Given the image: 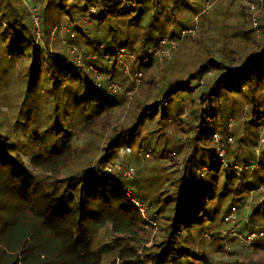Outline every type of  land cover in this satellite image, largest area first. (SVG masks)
Here are the masks:
<instances>
[{
	"label": "trees",
	"instance_id": "trees-1",
	"mask_svg": "<svg viewBox=\"0 0 264 264\" xmlns=\"http://www.w3.org/2000/svg\"><path fill=\"white\" fill-rule=\"evenodd\" d=\"M134 1V6L127 7L114 0H0V33L6 40L13 36L15 42H24L22 45L32 62L30 67L26 65V72L30 68L38 77L36 83L30 80L27 87L13 94L14 97L10 94L6 97L17 99L16 106L21 102L25 104L29 101L30 91L40 87V92L34 93L40 97L44 95L48 102L54 98L55 104L61 101L65 105L61 109L55 108L67 120L58 126L74 131V121L81 124L80 130L90 135L98 130L106 132L113 116L130 97L123 94L121 99H114L105 87L94 91L95 75L90 77L83 64L78 63L77 56L70 52L69 45L74 43L86 56L102 53L99 50L101 44L115 49L125 47L131 54L129 57L145 59L158 49L162 38L183 41L189 34L185 32L183 38L182 35L178 38V35L164 34L154 44L155 32L173 27L182 33L198 28L195 26L198 24L195 20H198L202 28L198 36L189 41L185 58L176 53L163 65L150 59L146 65L149 71H143L144 64L132 59V71H142L145 75L141 98H135L131 105L130 124L107 138L106 144L109 154L121 147L126 135L138 133L146 123L155 125V131H161L167 113L177 112V117L171 120L177 122L171 127L173 129H163L168 142L174 138L173 149L182 154L180 162L175 159L177 157L170 158L174 160L169 165L172 168H168L179 174L177 183L168 187L172 199L158 212L162 215L166 246L163 252L149 257L155 254L154 264L190 262L195 235H203L206 226L212 222L216 210L213 205L215 193L233 183L232 173L240 161L243 164L250 161L249 151L228 149V143L235 142V137L241 144L249 141L245 139L247 124L237 126L231 132L233 126L229 123L231 118L243 115L248 106L250 123L257 131L260 127L257 117L264 99V14L255 30L247 29L244 24L239 26L240 22L225 25V30L234 28V31L222 41L220 50L213 48L212 41L216 40L214 37L209 39L208 34L219 23V8L213 14L215 18L199 12L210 1L203 0L200 7L201 0H173L171 6L166 4L170 0H165L159 11L156 0ZM29 3L33 4L30 9ZM33 8L37 9L40 19L39 33L32 20ZM60 24L67 26L70 33L55 31ZM240 47L245 48V56L238 66H234L233 57ZM12 48L9 49L24 53L15 43ZM196 59L200 64L194 67ZM119 68L116 62L107 63L101 72L110 82L124 76L119 75ZM228 81L231 84L226 90L231 95L224 101L219 92ZM234 81L239 86H233ZM3 90L7 93L9 89ZM174 100L183 101L181 108L177 109V103L171 102ZM66 106L71 108L66 110ZM22 107L36 109L33 104ZM38 107L40 109L32 117L35 124L37 119L41 120V114L50 112L52 103L50 107L42 108L39 102ZM80 110L83 111L80 113ZM49 118H45L46 127L55 125ZM208 126H212L210 134L206 133ZM171 132L174 135H170ZM218 134L225 135V139ZM55 135L46 143H35L37 155L28 166L20 155L11 153L8 138L0 134V264H144L137 255L140 245H144L140 233L143 221L126 198L124 184L100 172V166L108 161L98 156L92 159L88 149L81 150L86 160L74 161L79 151L75 139L71 140L72 133L67 134V140L59 150L55 143L61 138L60 131ZM208 135L210 137L206 139ZM221 144L226 148L228 168H224L217 158ZM92 160L96 164H92ZM247 166L244 168L251 169ZM69 167L73 170L65 175L64 171ZM233 206L225 211L226 215ZM240 223V232L251 231L243 217L239 218L238 225ZM103 231L108 233L106 237H101ZM109 235L126 238L132 243L109 240Z\"/></svg>",
	"mask_w": 264,
	"mask_h": 264
},
{
	"label": "rangeland",
	"instance_id": "rangeland-1",
	"mask_svg": "<svg viewBox=\"0 0 264 264\" xmlns=\"http://www.w3.org/2000/svg\"><path fill=\"white\" fill-rule=\"evenodd\" d=\"M23 1L27 2V0ZM132 1L135 2L134 0ZM202 1L203 0L200 1V7L202 5ZM206 1H210L212 3ZM206 1V3L202 6V8H200L201 10L199 11L200 13L201 11H203V15H208L207 17L213 16L215 18L213 14L219 8V12H217L219 23L214 28H211V31L208 33L210 36L209 39H213L212 37H214V39L216 40L212 41L213 48L215 49L221 50L222 41L227 40V35H231L232 31H234V28H232L231 31L230 29L225 30V25L233 26L240 22L238 24L239 26H241V24H244L247 29L255 30L256 26L254 25L252 20L253 15L256 21H258V23L260 24V20L264 14V3H262L263 0L262 2L261 0ZM164 2L165 0L155 1V3H158L160 5L157 7L158 11L164 4ZM171 3L174 4V1L170 0V2H166V4L170 6ZM27 5L29 9L33 6L32 3H29ZM208 5L210 6L209 12H204V9ZM148 7L153 10L152 6ZM244 14L245 17H243ZM195 22H198V24H196ZM195 22V26H197L198 28L193 27L195 28L194 32L187 34L183 41H180L179 46L173 52V56L177 53L176 56H178L179 54L181 58H185L184 52H186V48H190L189 41L192 38H196L199 34L198 31L200 27L202 28L201 23L198 20H195ZM48 28L51 29V26L49 25ZM182 33H180L179 28L167 27L166 29H162L159 32H155L152 42H154V44L158 43L160 37H162L164 34L169 36L174 34L178 35L177 37L180 38ZM239 37L240 36L236 38L238 39ZM53 39L56 38L53 37ZM16 42H18V44ZM16 42L15 39H13V36L9 37V40H6L4 39L2 33H0V134L8 138L11 153L20 155L22 161L29 166L33 158H35V156L37 155V151L34 149L35 143H37V145L42 142L46 143V140H51V137L53 138V136L55 138V133L60 131L61 138H58V141L55 143L57 149L59 150L62 143L67 140V134L72 133L74 137H72L71 140L75 139L74 143L76 145L77 151H79L78 157H74V161H77V163L79 161L86 160L83 157L82 151L88 149L90 151V156L92 159L98 156L99 158L106 159L108 163L120 165L122 168H114L112 170V173H107L105 171V166L103 165L100 166V168L102 169L99 170L100 172L102 171L103 173H105V175H107L108 177L122 182L124 186L133 188L138 193L140 201L149 208L150 217L157 221L156 226L150 225L146 221L142 223L140 233L144 245H140L141 247L138 249L137 253V255L143 260L144 264H154L152 258L155 254L152 257H149V255L153 253L163 252L166 246V244H164L166 233L162 229V215H160L158 212L165 206V203L169 202L172 199L170 193L168 192V187L172 188L173 185L177 183L175 180L176 176L179 174L178 171L171 172L170 168L172 167H170L169 165L174 159H170L168 157L170 153H175L177 155V158H175L176 160L180 162L182 159V154L180 153V151L173 149L174 143L171 142L174 140V138L172 137L168 142L167 136H165L164 131L165 129L167 130L171 127H174L175 123H177L171 121L172 119L177 117V112L175 111L174 113H171L169 111L167 113L166 121L161 124L164 130L161 128V131H155V125H148V123H146L138 133L126 135L121 147L108 154L106 145L107 138L109 139V137L114 135L117 130L123 129L130 124L132 120L131 105L134 102L135 98L139 97V95L141 94V88L144 83L145 75L143 72L141 85L138 87H136L135 85V72H133L131 69L132 63H134V60L132 59L134 58L129 57V55L131 54L127 52V56L125 55L121 60L122 63L117 64L120 67L118 69L119 75L121 73L124 76L119 79L120 81L115 78L110 82H108L106 74L104 72H101L102 68L107 65V63L102 59L103 54L98 53L97 55H95L96 57H98L95 60L90 59V57H93V54L87 55L86 57L83 55V65H85V70L91 75V78L94 76V73L86 68V66L88 67L90 65L98 69L103 77V83L106 84L107 87H109L108 85H110L111 83H117L121 86L119 94L112 95L114 99H121L123 94H125L127 97H130L128 99L130 103L127 102V104L122 106L117 111V113L113 116V119H111V123L108 125L110 127L106 132L98 130L95 134L90 135L86 133L85 130H80L81 124H78L74 121L72 122L74 131L72 129L70 130L69 128H66L65 126H58L57 124H65L67 120L65 117H61L59 115L60 110L58 111L55 108L59 107V109H61L62 105H65L62 104L61 101L55 104V102H53L54 98H51V102L50 100L48 102L47 98H45L44 95L40 97V94L34 93L35 91L40 92V87H32L33 89L28 94L29 101L25 104L21 102L20 105L16 106L17 99H7L6 95L10 94V97H14L13 94H17L20 88L22 89L24 87H27V84L30 80H32V82L35 81V83L38 80V77L36 78L35 74L31 73L30 68L28 69V72H26V65L30 67L32 62L31 56L27 55L28 50L22 45L24 44V42L22 40H16ZM13 43H15L17 47L21 48V51H23L24 53L20 54L19 49H16L17 51H12L11 49H13ZM196 44L198 45L199 43L196 42ZM78 50L79 52H81V49L79 47ZM70 52L73 53L72 51ZM236 52L237 54H234L233 57L234 66H238L241 63L243 56H245V48H237ZM73 54H75L76 56L78 55V53ZM188 56L189 55H187V57ZM166 62L167 61H163L164 64ZM163 63L158 62L159 65H163ZM199 64L200 60L196 59L194 61V67ZM146 65H148V63H144V65L142 66L143 71L148 70ZM190 66L191 62L188 68ZM5 70H8L9 72L7 73ZM37 72L38 71L36 70V75H38ZM180 82L183 81L180 80ZM93 83H95V80ZM234 83L236 82L234 81ZM230 84V81H228L219 92V96L224 101L228 100L231 95V93H228L226 90V88L230 87ZM233 86H239V84L236 83ZM6 87L7 90L9 89L7 93H5L3 90L4 88L6 89ZM39 102L42 108H45L46 106L47 108L50 107L51 103L52 107L50 109V112L48 111L41 114V120L37 119V122L35 124V122L32 121V117L35 113L38 112L37 109H40V107H38ZM171 102L177 103V109L181 108V103H183V101H179V103L176 100ZM27 104H33L36 109L33 110L29 107H22ZM261 104V109L257 117L259 119L258 123L260 126L258 128V131L256 130V126H252V124L250 123L251 112L248 106L245 107L243 115L237 118H231L233 122V128L231 129V132L235 127L244 125L245 123L247 124L248 128L245 133V139L246 141H249L245 144H241L240 142L236 141L237 138L235 137V142L230 141V143H228V149L232 152L245 150L246 153L249 151L247 156L250 158V161L244 164L242 161H240L238 166H236L237 169L234 170V172L232 171L233 183L228 184L225 188H223L224 184L222 183L221 187L223 189L215 193L213 205L216 210L212 215V222L211 224L209 223L208 226L204 225L206 226V230L204 231L203 235H195L196 243L191 253L190 262H188L187 260H182L181 262L175 264L264 263V237H257L251 243L246 241V237L248 236V234L254 231H258L260 227L264 226V136H261L260 133L261 127L262 129L264 128V99L261 100ZM70 108L66 106V110H69ZM82 111L83 110H80V113ZM49 116H51V118H49ZM45 118H49L55 123V125L52 127H46L47 120ZM48 128H50V130H48ZM211 131L212 126H208L206 128V133L210 134ZM217 133H221V131L217 130ZM170 135H174V133L171 132ZM217 136L224 138L225 135L218 134ZM209 137V135L206 136V139H209ZM227 142L228 140L226 138V143ZM148 149H151V157H143L141 152ZM94 160H92V162ZM94 163L95 162H93L92 164ZM249 163L255 168L251 167L253 169H245L244 166H250ZM168 166L170 168H168ZM129 167H132L135 170L136 174L135 178L132 180L125 177V171ZM71 170H73V167H69L66 171H64V174L68 175ZM238 204L239 206H241V209L238 213V218L243 217L244 220L249 224V228L251 229V231H247L244 233L240 232L242 226V223H240V225L237 224V233L232 234V227L225 221V219H223V216L224 214L226 215L225 211L229 210L230 206H235ZM164 209H166V207ZM138 213L141 218L140 212ZM164 216L165 215H163V217ZM105 234L108 233L103 231L101 237H106ZM238 235H242L243 239ZM107 238L109 240L115 239V241H120L122 244L132 243L130 240L122 237L115 238V236L111 237L109 235Z\"/></svg>",
	"mask_w": 264,
	"mask_h": 264
},
{
	"label": "built area",
	"instance_id": "built-area-1",
	"mask_svg": "<svg viewBox=\"0 0 264 264\" xmlns=\"http://www.w3.org/2000/svg\"><path fill=\"white\" fill-rule=\"evenodd\" d=\"M114 1L120 2L124 5H126L127 7H131V6L135 5V3L132 0H114ZM261 2H262V0H261ZM209 9H210V6L208 5L205 8V12H209ZM92 10L94 11L95 9L93 8ZM32 18H33L32 20H33V23L36 27V30L39 33L40 19H39L38 12H37L36 8L32 9ZM252 20H253L254 25L256 26L255 28L257 29L258 21H256V19L254 18V15H253ZM54 30L55 31L58 30V31H60V33H64V32L70 33V29L67 26H63L61 24L57 25ZM185 32L193 33L194 29H189L187 31H184L182 34V38L185 35ZM74 35H75L74 33H71V37H74ZM179 44H180V40H178V39H169L168 37H164L160 40L158 49L153 51L149 57H147L145 59L144 58L139 59V58H135V57H133V58L135 61L141 62L143 64L149 62L150 59L158 60L159 62L163 63V61H166V59L172 58L173 52L177 49ZM69 46H70V49L73 53H78V55H77L78 63L83 64V62H82L83 61V55L85 57H86V55L79 52L78 47L74 43L69 45ZM99 50L102 51V54H103L102 59L110 65L114 64L115 62H116V64L122 63V61H121L122 58L125 55L127 56V50L125 47H120V48L118 47L117 49H115L112 46H109L106 44H101V45H99ZM97 58L98 57H96L95 55L92 57L93 60H95ZM90 59H91V57H90ZM83 66H85V65H83ZM86 68L88 70H91L95 75V83H94V89L95 90H99V89L105 87V89H106L105 91L107 93H109L110 95L119 94V92L121 90L120 85H118L117 83H111L110 85H108L109 87H107V85H105L103 83V77L100 74V72L98 71V69H96L92 65H90L88 67L86 66ZM134 75H135V85H136V87H138L142 83L143 72L142 71H136L134 73ZM107 93H103V94H107ZM105 96H107V95H105ZM229 125H230V127H232L233 122L231 121L229 123ZM261 136H264V128L261 131ZM217 140H218V138H217ZM141 154L143 157H146V158L151 157L150 149H148L146 151L143 150L141 152ZM225 155H226V148H225L224 144H221L220 147L218 148L217 158H219L220 161L224 164V168H228L229 166H228V163L225 159ZM176 156L177 155L175 153H170L168 158H175ZM103 166H105V171L107 173H112L113 172L112 170L114 168H118V169L122 168L120 165L111 164V163H105ZM251 167H254V166L253 165L247 166V168H251ZM236 168L237 167H234V169H236ZM125 175H126L125 177L127 179L132 180L135 178V175H136L135 170L132 167H129L126 169ZM202 175H203V173H202ZM123 192H124L126 198L128 199V201L131 203V205H133L138 210V212H140L142 221L143 222L146 221L148 224L156 226L157 221L150 217L149 208L140 201V199L138 197V193L133 188H131L129 186H125L123 188ZM240 209H241V206H239V204L233 206L231 211L225 217V221L228 224H230L232 227V229H231L232 234L237 233L236 228H237V224H238L237 222L239 220L238 213H239ZM238 236L243 239L242 235H238ZM257 237H264V226L260 227L258 229V231H254V232H251L250 234H248V236L246 237V241L251 243Z\"/></svg>",
	"mask_w": 264,
	"mask_h": 264
}]
</instances>
